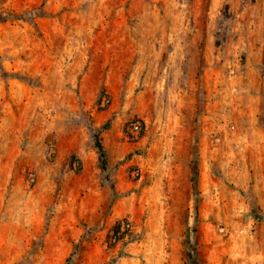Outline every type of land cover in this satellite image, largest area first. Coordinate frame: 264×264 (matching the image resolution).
Segmentation results:
<instances>
[{"label": "rangeland", "instance_id": "obj_1", "mask_svg": "<svg viewBox=\"0 0 264 264\" xmlns=\"http://www.w3.org/2000/svg\"><path fill=\"white\" fill-rule=\"evenodd\" d=\"M74 250L264 264V0H0V264Z\"/></svg>", "mask_w": 264, "mask_h": 264}, {"label": "trees", "instance_id": "obj_2", "mask_svg": "<svg viewBox=\"0 0 264 264\" xmlns=\"http://www.w3.org/2000/svg\"><path fill=\"white\" fill-rule=\"evenodd\" d=\"M24 15H17V16H13V18H15L16 20H20L22 19ZM96 147H97V150L99 152V155H100V159L102 161V165H103V170L105 171L106 170V160H107V155H106V152H105V149L103 147V144L101 142L100 139H98L96 141ZM194 184H195V187L198 188V172H197V168H196V171H195V175H194ZM113 237H114V242H117L121 239V236L122 235V232H121V223H119L117 225V227L114 229L113 231ZM77 247L76 246V250H77ZM74 250L70 256L67 258V260L65 261L64 264H72L73 262V259H74V256H75V251Z\"/></svg>", "mask_w": 264, "mask_h": 264}]
</instances>
